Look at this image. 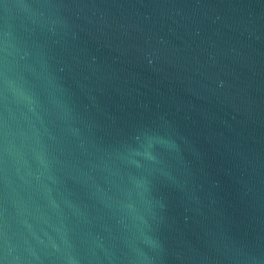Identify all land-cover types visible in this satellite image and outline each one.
Here are the masks:
<instances>
[{
	"label": "water",
	"instance_id": "obj_1",
	"mask_svg": "<svg viewBox=\"0 0 264 264\" xmlns=\"http://www.w3.org/2000/svg\"><path fill=\"white\" fill-rule=\"evenodd\" d=\"M0 264H264V0H0Z\"/></svg>",
	"mask_w": 264,
	"mask_h": 264
}]
</instances>
